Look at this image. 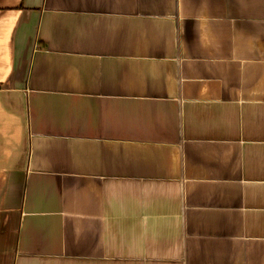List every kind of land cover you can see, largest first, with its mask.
<instances>
[{"label": "crops", "instance_id": "obj_1", "mask_svg": "<svg viewBox=\"0 0 264 264\" xmlns=\"http://www.w3.org/2000/svg\"><path fill=\"white\" fill-rule=\"evenodd\" d=\"M0 264H264V0H0Z\"/></svg>", "mask_w": 264, "mask_h": 264}]
</instances>
